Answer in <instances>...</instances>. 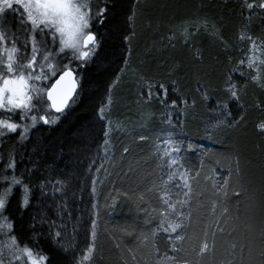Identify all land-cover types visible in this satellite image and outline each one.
Instances as JSON below:
<instances>
[{"label":"trees","instance_id":"1","mask_svg":"<svg viewBox=\"0 0 264 264\" xmlns=\"http://www.w3.org/2000/svg\"><path fill=\"white\" fill-rule=\"evenodd\" d=\"M261 2L100 0V7L107 8L104 24L95 25L101 47L94 62L81 66L82 87L76 102L57 114L60 119L55 123H39L23 143L18 134L4 139L3 158L14 157L17 176L27 170L23 178L33 189L27 209L19 207V192L14 189L7 214L18 240L23 238L29 247L48 255L50 264H73V257L78 259L91 243V221L95 220L92 264H156L158 255L165 254L175 257V264H184L185 259L189 264L228 260L240 264L241 259L244 264H261L264 130L259 125L264 122V88L233 73L240 100L229 101V107L239 123L211 131L209 138L216 101L228 99L220 86L249 47L239 37L246 33L264 38ZM245 3L256 7L249 10ZM199 19L216 26L218 36L204 29L188 37L180 34L184 22ZM149 86L154 98L145 103L143 94ZM204 90L207 101L202 99ZM124 100L142 108L151 129L144 140L109 141L111 124L107 113L101 118L100 110L116 111ZM172 101L177 107H171ZM117 114L114 118L121 121V113ZM172 128L179 133L175 140L182 148L183 167L172 169L177 173L175 184H165L170 170L162 167L155 145ZM190 144L194 147L189 148ZM5 168L0 174L11 176L13 172ZM185 170L191 174L193 189L186 208L192 211L181 233L185 239L176 241L174 250L171 243L165 247L169 233L152 234L159 224L158 213L164 210L160 197L166 190L175 202L174 194L182 191L176 185L182 186L179 176ZM224 181H228L226 195L219 190ZM225 207L227 213H223ZM169 218L176 221L175 216ZM58 231L62 239L54 236ZM205 238L210 245L214 240L215 247L196 256L191 249ZM234 243L246 245L242 253L239 248L233 252Z\"/></svg>","mask_w":264,"mask_h":264},{"label":"snow or ice","instance_id":"2","mask_svg":"<svg viewBox=\"0 0 264 264\" xmlns=\"http://www.w3.org/2000/svg\"><path fill=\"white\" fill-rule=\"evenodd\" d=\"M244 6L249 10L256 7L251 3H245ZM258 7L264 9V2ZM106 11L107 8H101L96 0H0V113L10 114L9 118L0 119V138L19 132V142L23 143L38 121H42L43 124L55 123L60 119V115L57 114H63L76 102L78 90L82 87L78 73L82 65L94 62V58L98 56L101 40L98 38L95 25L104 24ZM239 39L246 41L249 47L239 59L237 66L229 68L226 79L220 86V91L228 99L216 101L213 109L214 122H209V138L211 131L235 127L239 123L233 118L229 107V101L240 100V88L234 81L233 73H239L242 80L251 81L264 88V59L261 58L264 57V38H253L242 33ZM160 87L163 88V85ZM206 91L202 93V99L205 101L210 99ZM143 95L145 103L152 101L154 96L151 86ZM166 96L165 89L164 97ZM160 102L165 101L161 99ZM183 103L187 105L188 100H184ZM195 103L193 100L192 104ZM171 107H177L176 101H172ZM100 111L103 119V109ZM33 112L45 114L37 116L31 114ZM12 115H18L20 122L12 120ZM50 115H54V119L50 120ZM243 119L241 116L240 120ZM168 123L171 125V120ZM259 127L264 130V122ZM108 134V131H104L105 137ZM175 135L179 133L172 128L167 132V137L155 145V154L163 162L162 167L166 166L170 170L165 184L168 182L175 184L177 173L172 169L183 167L182 148L175 140ZM140 139L144 140L145 137L141 136ZM188 147L193 148L194 145L190 144ZM124 152H128V149L124 148ZM15 170L16 161L9 154L4 171H12L13 174L11 176L0 174V186H3L0 187V264H50L48 255L38 248L34 250L33 247H29L23 238L18 240L14 234V222L7 214L15 194L14 189L19 192L20 208L30 207L33 198V189L23 178L27 175V170L19 176L15 174ZM190 176L187 170L180 174L179 179L183 184L176 186L182 187V191L174 194L177 197L175 202L173 194L166 190L160 197L164 210L158 213L159 224L152 235L157 237L159 232L169 233L164 241L165 247L171 243L174 250L175 242L185 239L181 233L186 231L185 221L190 218L192 211L190 206L186 208L193 191L189 183ZM195 176L198 177L199 173H195ZM95 183L93 180V194L96 193ZM227 184L228 181H224V185L219 189L225 195L227 193L224 189ZM180 195L185 199L180 200L178 198ZM92 208L95 209L96 205L93 204ZM227 211L226 207L223 208V213ZM170 216H175L176 221L171 220ZM96 227V221L92 220L91 243L81 250L82 254L78 259L73 257V264H92L96 250ZM220 231L223 232V229ZM171 233H176L175 237ZM54 236L62 239L59 231L54 233ZM214 247L215 241L213 240L210 245L205 238L199 245H193L191 250L196 256L202 257ZM244 247L246 245L235 243L231 245L233 252L239 248L242 253ZM153 248L159 254L160 249L156 244H153ZM261 256L264 257V251L261 252ZM156 264H175V257L158 255ZM184 264H189V261L185 259ZM225 264L233 262L228 260ZM240 264H244L242 259ZM261 264H264V261Z\"/></svg>","mask_w":264,"mask_h":264},{"label":"rangeland","instance_id":"3","mask_svg":"<svg viewBox=\"0 0 264 264\" xmlns=\"http://www.w3.org/2000/svg\"><path fill=\"white\" fill-rule=\"evenodd\" d=\"M96 2L100 6V0H96ZM263 2H264V0H263ZM199 29L207 30V31L212 32L218 36V34H217L218 31H217L216 26H214L210 21H205V20H200V19L199 20H190V21L184 22L179 27V32L183 37H188ZM257 55H259V53H257ZM261 58L264 59V57H261ZM128 100H124L123 102L120 101L121 103L118 102L119 106L117 107L116 111L111 112V111H109L110 108H107L106 110H108V111H104V113H103L104 116L106 113L108 114V116H105V117L107 118L108 122H110L109 125L111 124V127L109 128V130H110L109 141H112V139H115L116 144L118 142H123L125 139L139 138L141 136L146 135L151 130L147 126L146 117H145V114L142 112V108H140L139 105L136 103L133 105H131L130 103H127ZM119 112L121 113L120 117H122L121 121H118L117 119L114 118V116H117L118 115L117 113H119ZM31 114L40 116V115H44L45 113L33 112ZM9 115L10 114L0 113V119L9 118ZM11 119L17 123L20 122L18 115H12ZM49 119L50 120L54 119V116L50 115ZM41 122L42 121H38L37 125ZM112 123H113V126H112ZM16 134L19 135V132ZM5 137L0 138V149L3 145ZM166 137L167 136L162 135V136L158 137L156 140L158 142H160L161 140L165 139ZM2 149H1L0 153L3 152ZM0 156H2V155L0 154ZM1 160H2V157H0V162H1ZM5 160H7V158L4 159V164H5ZM4 166L6 167V165H4ZM4 166H3V168H4ZM0 187H3V186H0Z\"/></svg>","mask_w":264,"mask_h":264},{"label":"flooded vegetation","instance_id":"4","mask_svg":"<svg viewBox=\"0 0 264 264\" xmlns=\"http://www.w3.org/2000/svg\"><path fill=\"white\" fill-rule=\"evenodd\" d=\"M96 30V29H95ZM3 148V145H2V147H1V149ZM1 149H0V152H1ZM2 156H0V157H2V160H1V162H0V172L3 170L2 168H3V163H4V158H3V152L2 153H0Z\"/></svg>","mask_w":264,"mask_h":264},{"label":"bare ground","instance_id":"5","mask_svg":"<svg viewBox=\"0 0 264 264\" xmlns=\"http://www.w3.org/2000/svg\"><path fill=\"white\" fill-rule=\"evenodd\" d=\"M98 162H100V161H98Z\"/></svg>","mask_w":264,"mask_h":264},{"label":"water","instance_id":"6","mask_svg":"<svg viewBox=\"0 0 264 264\" xmlns=\"http://www.w3.org/2000/svg\"><path fill=\"white\" fill-rule=\"evenodd\" d=\"M53 112H54V110H53Z\"/></svg>","mask_w":264,"mask_h":264}]
</instances>
